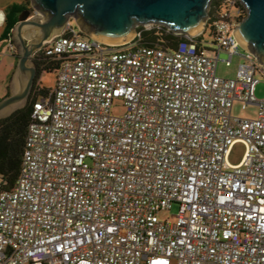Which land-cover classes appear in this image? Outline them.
<instances>
[{"label": "built area", "instance_id": "2783aa9c", "mask_svg": "<svg viewBox=\"0 0 264 264\" xmlns=\"http://www.w3.org/2000/svg\"><path fill=\"white\" fill-rule=\"evenodd\" d=\"M246 12L212 0L173 49L69 24L34 53L55 83L31 101L14 186L0 179V264H264V66L235 38ZM235 56V76H218ZM235 101L256 115L233 116Z\"/></svg>", "mask_w": 264, "mask_h": 264}, {"label": "water", "instance_id": "95a60500", "mask_svg": "<svg viewBox=\"0 0 264 264\" xmlns=\"http://www.w3.org/2000/svg\"><path fill=\"white\" fill-rule=\"evenodd\" d=\"M212 0H29L12 28L18 90L0 100V119L27 103L36 68L33 55L72 21L86 37L109 44L132 40L138 26L159 25L175 35L204 29ZM247 9L234 35L264 66V0H241ZM26 31V33H25Z\"/></svg>", "mask_w": 264, "mask_h": 264}, {"label": "trees", "instance_id": "16d2710c", "mask_svg": "<svg viewBox=\"0 0 264 264\" xmlns=\"http://www.w3.org/2000/svg\"><path fill=\"white\" fill-rule=\"evenodd\" d=\"M23 1V4L20 6H10L7 8L8 13L6 34L11 32L13 26L17 22L18 14L23 9L29 7V0ZM70 27L71 29L77 31V28L72 21L70 23ZM136 33L139 34L137 39H139V41L143 44H156L169 49H173L182 39L179 35H174L171 32H167L166 28L162 26H153L149 29L138 26L136 28ZM64 35L70 36L71 32L65 31ZM78 35L85 37V35L80 32H78ZM34 66L36 68V77L34 78L33 87L26 105L14 111L9 116L0 119V179L3 180L4 183L2 185V190L11 189L19 175L26 131L30 121L31 101L48 90L43 87L39 88L37 86L39 76L43 72H54L57 64L53 61H49L48 58L35 57Z\"/></svg>", "mask_w": 264, "mask_h": 264}, {"label": "rangeland", "instance_id": "374dc122", "mask_svg": "<svg viewBox=\"0 0 264 264\" xmlns=\"http://www.w3.org/2000/svg\"><path fill=\"white\" fill-rule=\"evenodd\" d=\"M204 39L208 42L209 47H212V38L208 33L204 34ZM240 61H241L240 58L235 56L232 59V62L229 66H226L225 64L219 62L216 68L217 75L223 78H233L235 76L237 65L239 64ZM54 83H55V73L43 72L39 76V79L37 81V86L39 88L43 87L46 89H52L54 87ZM255 96L258 99L264 97V85L261 82L257 84L255 88ZM112 111L113 114L120 115L123 113V108L120 105H117L113 108ZM231 113L233 116L240 118L254 117L256 115V106L251 105V106H247L245 109H242L240 103L235 101L232 105ZM243 152H244V146L241 143H236L231 149V153L228 158L229 162L231 164L238 163L243 155ZM175 212H176V206H173L170 212L161 213L160 216L165 217L169 214H174Z\"/></svg>", "mask_w": 264, "mask_h": 264}, {"label": "crops", "instance_id": "0c3cea01", "mask_svg": "<svg viewBox=\"0 0 264 264\" xmlns=\"http://www.w3.org/2000/svg\"><path fill=\"white\" fill-rule=\"evenodd\" d=\"M23 2V0H0V100L18 90V82L15 78L17 50L12 54L6 52L2 40L7 32V8L20 6Z\"/></svg>", "mask_w": 264, "mask_h": 264}, {"label": "bare ground", "instance_id": "6f19581e", "mask_svg": "<svg viewBox=\"0 0 264 264\" xmlns=\"http://www.w3.org/2000/svg\"><path fill=\"white\" fill-rule=\"evenodd\" d=\"M120 44V43H119Z\"/></svg>", "mask_w": 264, "mask_h": 264}]
</instances>
